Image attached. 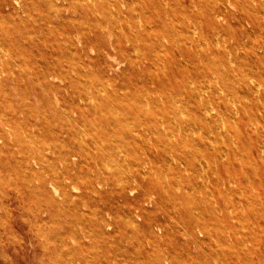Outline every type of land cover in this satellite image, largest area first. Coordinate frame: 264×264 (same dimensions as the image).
I'll use <instances>...</instances> for the list:
<instances>
[{
  "label": "rangeland",
  "instance_id": "1",
  "mask_svg": "<svg viewBox=\"0 0 264 264\" xmlns=\"http://www.w3.org/2000/svg\"><path fill=\"white\" fill-rule=\"evenodd\" d=\"M98 1L0 0V264H264V0H193L188 62L181 0L123 10L134 45ZM108 102L130 119L94 126Z\"/></svg>",
  "mask_w": 264,
  "mask_h": 264
},
{
  "label": "bare ground",
  "instance_id": "2",
  "mask_svg": "<svg viewBox=\"0 0 264 264\" xmlns=\"http://www.w3.org/2000/svg\"><path fill=\"white\" fill-rule=\"evenodd\" d=\"M188 1V3H187ZM134 0H99L97 4L93 5L92 10L93 11H104L106 14H109V17L113 20L114 23L117 22H121V20L127 22V28H128V32H130L131 37L128 40V42H131V44L134 45V43L136 44L137 42L140 41V37L139 34L137 33V31H135L133 29V26L131 25L130 22V18L127 17V15L125 14L124 16L122 15V12L127 11L131 5L133 4ZM169 3H159V8L164 12V19L169 23V28L167 30L168 33H170V35H172L171 37V41H170V46L171 48H176L179 51V48H183L184 49V58H185V62L191 61L194 59V55H193V51H192V45L190 42V37H189V25H190V21H189V15L192 13L193 11V0H181L179 2V7H181V14L184 15L187 19H186V26L184 25L183 27V31H182V38L181 41L179 40V31L177 30L175 23L173 21V16L170 15H174L176 16V11L179 10V8H177V6L174 8L173 6H169ZM107 6V8H106ZM153 6L156 7V4L153 3ZM106 8V9H105ZM141 8V6H140ZM125 10V11H123ZM140 10V9H139ZM148 10V9H147ZM150 11V10H149ZM126 13V12H125ZM171 13V14H169ZM133 14V12H132ZM221 15H217L215 20L218 21V23L221 22ZM134 19V18H133ZM223 19V18H222ZM201 23V22H200ZM106 24V23H105ZM108 24V23H107ZM110 27V26H109ZM116 27V26H115ZM186 27V28H185ZM200 27V26H199ZM101 29V28H100ZM96 31V29H94ZM115 30V29H114ZM141 30V29H140ZM93 31V30H92ZM95 35L100 36L101 33L99 31L94 32ZM127 42V40H126ZM158 44L160 47H162L161 42ZM121 40L120 39H116L114 41V43H112V47L116 50H119L123 53L127 52L125 51V46H123L121 44ZM105 43H102L100 50L98 51V53H100L101 51H105ZM137 49V48H136ZM5 53V52H4ZM106 55V54H105ZM151 57L150 54H143V57L141 58V60H148ZM107 62L104 63V66L102 67V73L105 74V72H107L106 67L110 66L108 64H106ZM129 63L133 66V63L131 61H129ZM140 66H142V63H139ZM217 66V64H216ZM108 68V67H107ZM111 71V70H110ZM252 74V73H251ZM62 76V75H61ZM114 77V76H111ZM163 77V76H162ZM108 78H110L108 76ZM152 81V79H151ZM94 88V87H93ZM156 88V87H155ZM221 89V88H220ZM152 90V89H151ZM153 91V90H152ZM168 91V90H166ZM96 92V91H95ZM109 92V91H108ZM187 96H188V102L191 103V97H192V89L190 87V82H188V91L186 92ZM100 95V94H99ZM157 98V97H156ZM160 98V97H159ZM175 102L174 96L173 95H169L167 97V99H162L160 98L159 100L157 99L156 102L154 103L156 105V107L161 109V117L159 118H155V122L157 124H160L161 126H164L165 122H172L173 118L169 115L170 110H169V106H173ZM114 104L108 102L107 107L108 109H110V113L108 111V113L106 111H104L103 109H100L99 111H97L96 113H99V119L97 121V118L94 117L92 119V124H94V126H97L98 124L101 123H106V125H108L110 128H114V127H118L121 126L125 121H127L128 119H130L129 114L128 113H123L121 116L118 115V111L115 110V107L113 106ZM204 107V105H203ZM95 113V111H94ZM58 117H61V119L64 121V123L67 124H74L73 125V130H70L69 135L73 138H80V139H91V141H94L96 139H105L108 140L109 144V148H112L111 145H113L115 143V141H117V139H123V138H134V139H143L142 135L144 134V138L147 139L149 136L146 134V132H142V131H137V132H133L130 131L126 134H121L119 137L116 136V134H112V135H107V133L104 132H97L94 135H89L87 133H85L84 131H79L76 130V125L78 124V120H75L71 115L69 114H60ZM91 121V120H90ZM85 121L80 122V125L84 124ZM91 123V122H90ZM177 131H178V136L181 135V132L183 130V126L181 125H177ZM254 127H252L253 129ZM22 133V132H21ZM202 135V134H201ZM171 136L173 135H165V140L166 139H170ZM174 137V136H173ZM203 137V136H202ZM181 138V137H180ZM205 138V137H204ZM226 138V137H225ZM261 138V137H260ZM235 139V138H234ZM10 140V139H9ZM164 140V141H165ZM212 143V142H211ZM201 147V146H200ZM168 149V148H167ZM172 150V149H171ZM209 150V149H208ZM34 153V152H33ZM117 156H119L118 154H115ZM113 156V155H112ZM189 156V155H188ZM196 159V158H195ZM169 160V159H168ZM172 161V160H171ZM150 164V163H149ZM183 165V164H182ZM151 168V167H150ZM184 168V167H183ZM153 171V170H151ZM206 172V171H205ZM149 173V172H148ZM177 176V175H176ZM133 178V177H132ZM161 181V180H160ZM159 181V182H160ZM161 183V182H160ZM140 184V183H139ZM252 193V192H251ZM253 197V196H252ZM153 198V197H152ZM148 200V199H147ZM169 202V201H168ZM166 204V203H165ZM85 215V214H84ZM108 227L109 225L106 224ZM262 234V233H261Z\"/></svg>",
  "mask_w": 264,
  "mask_h": 264
}]
</instances>
